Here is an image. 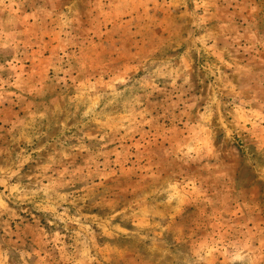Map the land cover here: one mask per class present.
Masks as SVG:
<instances>
[{
  "label": "rangeland",
  "instance_id": "obj_1",
  "mask_svg": "<svg viewBox=\"0 0 264 264\" xmlns=\"http://www.w3.org/2000/svg\"><path fill=\"white\" fill-rule=\"evenodd\" d=\"M0 264H264V0H0Z\"/></svg>",
  "mask_w": 264,
  "mask_h": 264
}]
</instances>
